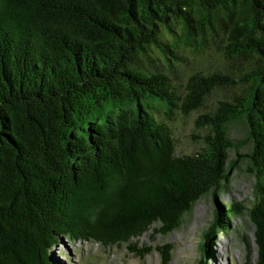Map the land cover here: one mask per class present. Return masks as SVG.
I'll return each instance as SVG.
<instances>
[{
    "label": "trees",
    "instance_id": "trees-1",
    "mask_svg": "<svg viewBox=\"0 0 264 264\" xmlns=\"http://www.w3.org/2000/svg\"><path fill=\"white\" fill-rule=\"evenodd\" d=\"M210 48L222 66L189 70ZM192 112L206 134L178 155L167 121ZM238 124L254 200L215 202L197 264L244 216L264 264V0H0V264H54L62 238L145 257L227 189Z\"/></svg>",
    "mask_w": 264,
    "mask_h": 264
},
{
    "label": "rangeland",
    "instance_id": "rangeland-1",
    "mask_svg": "<svg viewBox=\"0 0 264 264\" xmlns=\"http://www.w3.org/2000/svg\"><path fill=\"white\" fill-rule=\"evenodd\" d=\"M193 66L215 69L222 66L221 55L213 48L207 49L198 55H188ZM214 96L207 107L211 106ZM199 112H192L182 116L174 114L167 121L173 132L175 148L178 155L190 154L198 151L202 146L206 131L197 126L196 120ZM162 119L163 114L155 115ZM164 121V119H163ZM229 138L234 141L235 150H228V159L236 160L228 183L227 189H220L216 193V199L211 196L201 198L193 210L184 216L182 225L166 235L149 232L137 241V248L143 250L152 247V252L140 258L132 253L125 245L104 246L97 242H72L62 238L58 247L54 248L50 257L54 264H197L200 259L199 245L202 232L211 226L214 213L219 203L223 212V219H228V211L242 208L247 211L254 200V177L248 172L249 164L244 157L249 150L247 132L243 124L229 127ZM241 155V156H238ZM217 202V203H215ZM230 231L227 235L219 234L213 241L206 245V260L204 264H256L258 261V248L255 243L254 228L248 216L230 219ZM245 238L246 243L243 241ZM170 248L167 254L157 251L155 247ZM165 250V249H164Z\"/></svg>",
    "mask_w": 264,
    "mask_h": 264
}]
</instances>
